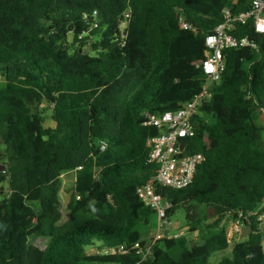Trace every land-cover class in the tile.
<instances>
[{"label": "trees", "instance_id": "trees-1", "mask_svg": "<svg viewBox=\"0 0 264 264\" xmlns=\"http://www.w3.org/2000/svg\"><path fill=\"white\" fill-rule=\"evenodd\" d=\"M235 1L0 0V264L142 262L132 247L149 243L143 230L155 226L156 213L139 192L154 176L141 121L196 96L206 81V37L226 9L246 13L253 0ZM234 35L259 48L225 52L226 73L203 109L204 135L189 141L207 161L192 185L161 190L170 216L187 206V233L201 242L194 249L185 235L164 240L142 264H211L230 249L228 214L250 217L264 200V150L255 144L264 34L250 23ZM44 103L53 127L45 125ZM194 203L214 208L216 221L205 226ZM252 219L253 233L219 264H264ZM122 247L129 252H113Z\"/></svg>", "mask_w": 264, "mask_h": 264}, {"label": "built area", "instance_id": "built-area-1", "mask_svg": "<svg viewBox=\"0 0 264 264\" xmlns=\"http://www.w3.org/2000/svg\"><path fill=\"white\" fill-rule=\"evenodd\" d=\"M224 16L225 21L206 37L207 50L200 68L206 75V81L202 85H197L196 96L190 102L161 115L146 112L141 121L142 125L149 129L146 161L152 165L154 176L139 188V192L145 205L156 213L155 233L149 243L146 246L137 243L132 247L142 258V262L151 258L154 248L160 242L183 236L182 233L173 234L168 231L173 227L169 213L173 204L161 194V190L169 188L180 190L192 185L199 167L207 161L204 154L190 153L189 141L204 135L203 126L206 120L203 118V109L213 98V86L220 84L226 73L225 52L229 49L259 48L249 36L235 37L237 27L253 23L255 31L264 34V0H253L250 10L239 15H233L230 9H226ZM128 18H130L129 13L125 15L123 26H126ZM180 22L184 29H192L183 17H180ZM196 35L199 33L196 32ZM107 147V142H101L100 151L105 152ZM96 173L97 180H101V169L96 168ZM228 216H235L228 230L230 243L235 237L241 236L243 228L247 227L249 220L253 218L254 226L261 235L264 246V200L256 204L250 217H245L242 211L230 212ZM119 251L122 254L129 252L126 247L118 249Z\"/></svg>", "mask_w": 264, "mask_h": 264}, {"label": "rangeland", "instance_id": "rangeland-1", "mask_svg": "<svg viewBox=\"0 0 264 264\" xmlns=\"http://www.w3.org/2000/svg\"><path fill=\"white\" fill-rule=\"evenodd\" d=\"M73 39H74L73 36H71L70 40L72 41ZM5 85H6L5 80L0 76V89L2 87H4ZM44 104L45 105L43 106V108H45L44 113H45V119H46L45 125L47 127H51V126H53L52 110H51L52 107L49 106V108H50L49 109L47 103H44ZM262 115H261V117H262ZM258 125L261 127V132L258 133L256 139L264 141V122L260 119ZM199 137H202V136H199ZM4 150H5V146L2 144V141L0 140V153L4 152ZM190 150H191V148H190ZM196 154H198V153H196ZM96 175H97V173H96ZM98 177H99V175H98ZM101 179H102V175H101ZM63 186H64V188H68L69 182H66V184ZM69 188H70V186H69ZM189 206H194L195 210L198 213H200L202 216L207 217V221L205 223V226L211 225L216 221L217 216H216V211L214 208H209L207 206H201V205H198L196 203L189 205ZM65 212H66V210H65ZM187 215H188L187 206L181 205L178 208V210L171 216L170 220L172 221L173 227L170 228L168 231L170 233H173V234L182 233L183 235H185L189 239L190 242H195V244H194L195 245L194 249H195V248H198V246H199L198 243L201 242V239L197 233H193V234L187 233V228H188ZM67 216L69 218L68 212H67ZM234 219H235V216H228V218L226 219L225 226H227L228 230L230 229L231 225L233 224ZM154 230H155V226L154 227L152 226L151 228H147V229L143 230V233L145 235L144 238L146 240L147 239L151 240L152 236L155 233ZM247 239L248 238L242 240L241 236L235 237V239L231 242L230 249L226 252L215 254L210 260L211 264H219L223 258H233V250L235 248H242V245L244 244L245 241H247Z\"/></svg>", "mask_w": 264, "mask_h": 264}, {"label": "water", "instance_id": "water-1", "mask_svg": "<svg viewBox=\"0 0 264 264\" xmlns=\"http://www.w3.org/2000/svg\"><path fill=\"white\" fill-rule=\"evenodd\" d=\"M87 52H88V50H87ZM4 169H5L4 166H0V172L3 171ZM252 233H253L252 227H244L242 230L241 239L244 240V239L248 238ZM194 246H193V248H194ZM116 251L118 252V250H116Z\"/></svg>", "mask_w": 264, "mask_h": 264}, {"label": "crops", "instance_id": "crops-1", "mask_svg": "<svg viewBox=\"0 0 264 264\" xmlns=\"http://www.w3.org/2000/svg\"><path fill=\"white\" fill-rule=\"evenodd\" d=\"M263 115H262V117H261V120L264 122V111H263V113H262ZM51 127H53V126H51ZM257 137V136H256ZM255 144L260 148V149H262V150H264V141L263 140H257L256 138H255Z\"/></svg>", "mask_w": 264, "mask_h": 264}]
</instances>
